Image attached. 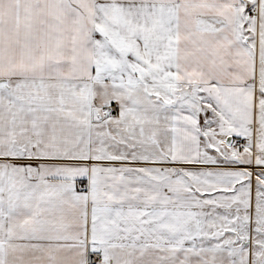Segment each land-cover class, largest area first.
<instances>
[{
    "label": "snow or ice",
    "instance_id": "obj_1",
    "mask_svg": "<svg viewBox=\"0 0 264 264\" xmlns=\"http://www.w3.org/2000/svg\"><path fill=\"white\" fill-rule=\"evenodd\" d=\"M0 264H264V0H0Z\"/></svg>",
    "mask_w": 264,
    "mask_h": 264
}]
</instances>
